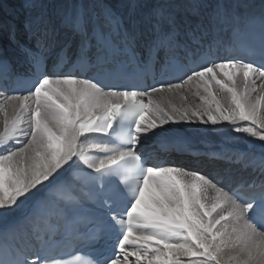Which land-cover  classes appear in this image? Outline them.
<instances>
[{
  "label": "snow or ice",
  "instance_id": "snow-or-ice-1",
  "mask_svg": "<svg viewBox=\"0 0 264 264\" xmlns=\"http://www.w3.org/2000/svg\"><path fill=\"white\" fill-rule=\"evenodd\" d=\"M20 10L0 23V264H264V152L234 186L144 150L192 125L264 146V0Z\"/></svg>",
  "mask_w": 264,
  "mask_h": 264
},
{
  "label": "bare ground",
  "instance_id": "bare-ground-1",
  "mask_svg": "<svg viewBox=\"0 0 264 264\" xmlns=\"http://www.w3.org/2000/svg\"><path fill=\"white\" fill-rule=\"evenodd\" d=\"M115 6L121 4V0H111ZM262 3V0H259ZM60 3H67L71 5L77 0H58ZM22 0H0V23L6 21H11L13 23H19L23 13L20 10V4ZM179 127V126H177ZM182 135L187 137V144L185 147H190L192 145L199 146L205 150H230L234 152L236 158L240 159V164L234 166H224L218 169L219 173H206L210 176L216 177L218 180L225 181L230 183L232 178L243 179L244 176H249L253 169L243 166V161L245 157L259 156L261 152H264V146L254 138L248 136L247 134L242 133H233L229 128L218 125V126H204V125H192V126H183ZM150 135V134H149ZM158 143V138H151L145 141L146 151L153 148L152 144ZM152 146V147H151ZM177 159L176 165L183 166L186 169L188 165L195 163L198 167H202L205 164V158H200L199 161L192 160V157L182 155L181 153H175L171 155ZM214 162V161H212ZM190 170V169H188ZM233 171V172H232ZM232 173V174H231ZM258 173V172H256ZM255 173V174H256ZM253 174L252 176H254ZM232 175V177L228 176ZM16 214H13L12 218H15Z\"/></svg>",
  "mask_w": 264,
  "mask_h": 264
},
{
  "label": "water",
  "instance_id": "water-1",
  "mask_svg": "<svg viewBox=\"0 0 264 264\" xmlns=\"http://www.w3.org/2000/svg\"><path fill=\"white\" fill-rule=\"evenodd\" d=\"M196 148H201V147L198 146V147H196Z\"/></svg>",
  "mask_w": 264,
  "mask_h": 264
}]
</instances>
